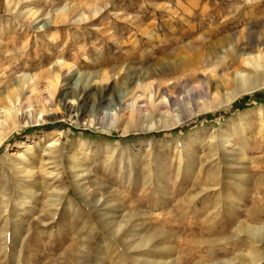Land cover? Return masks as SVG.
I'll return each mask as SVG.
<instances>
[{
  "label": "rangeland",
  "instance_id": "374dc122",
  "mask_svg": "<svg viewBox=\"0 0 264 264\" xmlns=\"http://www.w3.org/2000/svg\"><path fill=\"white\" fill-rule=\"evenodd\" d=\"M231 44L264 52V0H0V264L264 260V88L229 98ZM49 68L53 94L18 92Z\"/></svg>",
  "mask_w": 264,
  "mask_h": 264
},
{
  "label": "bare ground",
  "instance_id": "6f19581e",
  "mask_svg": "<svg viewBox=\"0 0 264 264\" xmlns=\"http://www.w3.org/2000/svg\"><path fill=\"white\" fill-rule=\"evenodd\" d=\"M49 23L46 21H42V24L40 26V28L43 27H47ZM209 31V30H208ZM206 35V34H205ZM207 37V36H206ZM199 44V43H198ZM231 47H233V45L231 44L229 47L224 48V54L226 57H229L231 59H235L238 58L240 56L242 57H246L244 58V62L247 64V66H244L243 68L239 69V70H235L233 72V77L234 80L236 82V87L233 90V93L231 94V96L229 97L230 99H234L237 98L245 93H250V92H254L260 89L264 88V52L259 51L257 54H244L243 52H237L236 49H231ZM199 49V48H198ZM243 51V50H242ZM196 55V54H195ZM224 56V57H225ZM203 60V59H202ZM201 60H199L200 62ZM233 61V60H232ZM62 65V64H61ZM231 66V65H230ZM61 67V66H60ZM51 69V68H49ZM63 69V68H62ZM48 70V69H47ZM64 70V69H63ZM62 70V71H63ZM159 71V70H158ZM54 73L52 71V69L48 72L45 73H38L37 71L31 73V74H24L23 78H21L20 80L15 82V87L18 90V92L21 93H25V92H30L32 95V97L35 98H39L40 96H42L43 91L46 90V92H49L50 94H53V90L51 88V78L52 76H54ZM56 74V73H55ZM67 75V73H66ZM76 79L74 81L73 84L70 83H66L63 85V87L61 88L62 92L60 94L61 96V100H62V105L63 107L67 110V111H72V109L74 108L73 106H71L69 103V95H73L75 96V94H78V92L80 93V87L78 88V86L76 85V82L79 80L84 79L85 77H89L92 76V74L87 73V72H78L76 74ZM61 76V75H60ZM64 77V76H63ZM56 78V77H55ZM58 78V77H57ZM68 79V78H67ZM87 79V78H86ZM58 81V80H57ZM85 81V80H84ZM88 81V80H87ZM44 82H48L47 85H43ZM54 82V81H52ZM84 83V82H83ZM87 83V82H86ZM98 83V82H97ZM108 83V82H107ZM99 84V83H98ZM103 84V83H102ZM76 85V86H75ZM98 86V85H97ZM84 88V87H83ZM96 88V84L92 83L88 84V88L86 89L85 93L90 89H94ZM109 86L108 84H106L105 86L102 87V91L108 89ZM80 89V90H79ZM90 92V91H89ZM48 94V93H46ZM89 94V93H88ZM49 95V94H48ZM47 95V96H48ZM31 97V98H32ZM87 94H84L81 96V98H79V103H78V107H76V110H80V111H85L86 110V99ZM45 98V97H44ZM84 98V99H83ZM228 98V99H229ZM15 100V99H14ZM228 101V100H227ZM73 103V102H72ZM10 108V107H9ZM3 110V109H2ZM74 110V109H73ZM259 111L261 114H264V106L263 107H259ZM10 112H12L10 110ZM10 112L9 109L7 108V110H4V115L7 118L9 117L8 120H10ZM13 113H15L13 111ZM12 114V113H11ZM245 116V115H244ZM13 117V115H12ZM4 118V117H2ZM3 122V121H0ZM6 123V122H5ZM8 132V131H7ZM9 134V133H8ZM7 133H0V144L3 142L4 138L6 137ZM225 144L229 143V139L228 137H226L225 139L222 140ZM47 149V148H46ZM244 151V150H243ZM53 152V151H51ZM241 153V152H240ZM77 159H75L74 163L72 164L73 166L70 167L72 170V176H71V180H70V184L77 190V192L79 193V195L81 196L82 200L85 203L87 202V189L85 187L84 184L81 183V168L83 167V165L80 163L81 161ZM25 169V168H24ZM70 170V171H71ZM26 171L27 176L26 178H30L32 183L36 182V177H34V173L32 174V168L30 169H26L23 170V172ZM22 190L24 191V196L23 198H21L18 202L17 205H19L21 202H23L24 205H26L27 203L31 202L32 198H36L37 197V189L35 188L34 185H23L22 186ZM64 191H67V187H63ZM242 190V189H241ZM66 193V192H65ZM89 193V192H88ZM67 195V194H66ZM89 196V195H88ZM234 198V197H232ZM54 201V200H53ZM234 201V200H233ZM53 203V202H52ZM68 203L70 206L75 208V205L73 202H71L70 200H68ZM54 204V203H53ZM112 222V221H111ZM105 223V222H104ZM109 224V223H108ZM107 224V227H108ZM240 225V224H239ZM244 225V224H243ZM241 226V225H240ZM239 226V227H240ZM247 227H249V225H247ZM113 228V227H112ZM111 229V228H110ZM115 229V228H114ZM119 229V228H118ZM112 230V229H111ZM117 231V230H116ZM249 234L252 235H257L258 233L261 232V228L259 227H255L253 226V228H249L247 231ZM251 235V236H252ZM253 237V236H252ZM258 243V242H257ZM260 243V242H259ZM129 244H131L129 242ZM128 245V244H127ZM255 247V245L253 246ZM259 247V246H258ZM251 257V256H250ZM258 257V258H257ZM253 258H256V261L254 264H261L264 260L263 257L261 256V254H254ZM251 260V259H250ZM255 260V259H254ZM212 262V261H211ZM211 264H234L231 262V260L227 259V260H222V261H215L212 262Z\"/></svg>",
  "mask_w": 264,
  "mask_h": 264
},
{
  "label": "trees",
  "instance_id": "16d2710c",
  "mask_svg": "<svg viewBox=\"0 0 264 264\" xmlns=\"http://www.w3.org/2000/svg\"><path fill=\"white\" fill-rule=\"evenodd\" d=\"M255 93V92H254ZM253 94V93H252Z\"/></svg>",
  "mask_w": 264,
  "mask_h": 264
}]
</instances>
